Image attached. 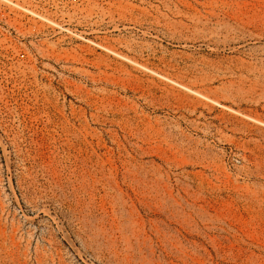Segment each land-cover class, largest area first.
Listing matches in <instances>:
<instances>
[{
    "label": "rangeland",
    "instance_id": "1",
    "mask_svg": "<svg viewBox=\"0 0 264 264\" xmlns=\"http://www.w3.org/2000/svg\"><path fill=\"white\" fill-rule=\"evenodd\" d=\"M0 264H264V0H0Z\"/></svg>",
    "mask_w": 264,
    "mask_h": 264
}]
</instances>
